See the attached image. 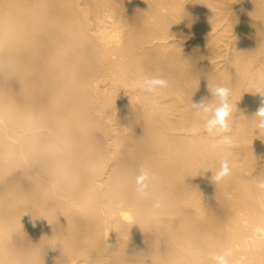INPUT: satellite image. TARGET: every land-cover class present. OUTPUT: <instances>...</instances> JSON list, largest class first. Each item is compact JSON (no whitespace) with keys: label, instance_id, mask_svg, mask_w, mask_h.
I'll return each instance as SVG.
<instances>
[{"label":"bare ground","instance_id":"bare-ground-1","mask_svg":"<svg viewBox=\"0 0 264 264\" xmlns=\"http://www.w3.org/2000/svg\"><path fill=\"white\" fill-rule=\"evenodd\" d=\"M141 73L169 86L145 96ZM261 77L264 0H0V264H204L224 244L264 264ZM208 84L233 90L218 186L225 153L190 108ZM141 163L158 211L136 194Z\"/></svg>","mask_w":264,"mask_h":264},{"label":"clouds","instance_id":"clouds-1","mask_svg":"<svg viewBox=\"0 0 264 264\" xmlns=\"http://www.w3.org/2000/svg\"><path fill=\"white\" fill-rule=\"evenodd\" d=\"M169 86V81L157 75H146L141 73L138 76V88L148 97H156L161 90ZM254 94L262 98L261 106L256 111L253 127L257 134H264V77L257 79L252 84ZM208 91L212 100L204 97L199 102L191 100L190 108L196 117L202 121V132L210 139V148L225 153V158L219 166L211 170V180L215 185H220L233 175V167L230 163L231 149L234 146L232 135L231 119L234 111V104L231 97L233 90L223 84H208ZM155 176L151 169L141 163L136 169L134 177L135 191L142 200L150 201L153 211H158L166 206V195L158 190L155 184ZM253 190L260 196H264V175L258 176L253 182ZM123 223L135 224V217L126 210H119L117 213ZM109 233L107 234L108 237ZM204 264H237L235 249L230 244L220 245L215 248L205 249L202 253ZM12 264H23L20 258H14Z\"/></svg>","mask_w":264,"mask_h":264}]
</instances>
